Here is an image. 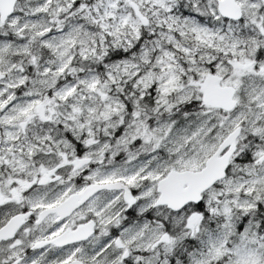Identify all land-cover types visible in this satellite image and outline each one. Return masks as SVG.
Wrapping results in <instances>:
<instances>
[{"label": "snow or ice", "instance_id": "1", "mask_svg": "<svg viewBox=\"0 0 264 264\" xmlns=\"http://www.w3.org/2000/svg\"><path fill=\"white\" fill-rule=\"evenodd\" d=\"M0 264H264V0H0Z\"/></svg>", "mask_w": 264, "mask_h": 264}]
</instances>
